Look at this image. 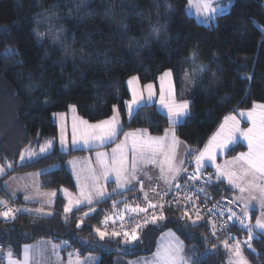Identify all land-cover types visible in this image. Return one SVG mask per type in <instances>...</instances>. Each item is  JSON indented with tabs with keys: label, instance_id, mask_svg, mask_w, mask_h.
<instances>
[{
	"label": "trees",
	"instance_id": "1",
	"mask_svg": "<svg viewBox=\"0 0 264 264\" xmlns=\"http://www.w3.org/2000/svg\"><path fill=\"white\" fill-rule=\"evenodd\" d=\"M186 8L187 0H0V163L13 166L4 177L60 164L41 174L42 188L75 191L65 162L83 150L65 153L56 146L40 159L18 163L28 144L56 139L53 116L71 105L90 122L109 118L117 107L123 131L143 128L162 135L170 124L154 105L128 117L126 82L134 76L145 84L169 69L177 90L185 79L193 84L190 113L184 123L174 125L179 140L193 151L203 148L228 114L264 104V31L259 27L264 26V0H232L212 25L198 23ZM191 161L194 168L195 158H189L175 182L187 183L180 175ZM203 172L211 177L205 191L213 200L229 196L237 202L224 181H215L211 170ZM152 184L145 185L146 191L129 192L140 194L123 199L118 198L126 194H117L98 202L87 215L88 206L65 214L59 195L48 215L18 212L15 219L0 220V264L5 263V251L20 257L24 245L39 240H64L81 254L101 253L99 264H113L114 255L153 253L157 238L168 229L186 248L194 244L204 254L195 264H228L226 234L205 215L197 218L180 204L167 205L163 219L133 230L139 239L132 246L122 241L123 235L99 240L97 229L112 234L105 231L109 226L104 221L114 206L142 205L144 193L156 200L147 190ZM7 195L0 184V201ZM115 199L120 201L114 205ZM233 226L235 233L248 237L247 228ZM252 235L246 256L252 264H264V235ZM99 241L105 249L96 245Z\"/></svg>",
	"mask_w": 264,
	"mask_h": 264
},
{
	"label": "rangeland",
	"instance_id": "2",
	"mask_svg": "<svg viewBox=\"0 0 264 264\" xmlns=\"http://www.w3.org/2000/svg\"><path fill=\"white\" fill-rule=\"evenodd\" d=\"M210 3L217 9L215 13L211 14V18H207L202 8L201 0H187V14L193 17L200 24L212 25L215 23L216 16L218 14L227 11L230 8L232 0H210ZM259 27L262 31H264V26L259 25ZM166 72H170L171 76H164ZM162 77L163 79H161ZM129 81H132V83H129ZM126 85L130 94V99L126 103V111L129 119L140 107L144 105H154L157 111L168 119L170 124L162 135H152L148 130L143 128L123 131L121 115L118 108L115 107L112 116L102 120L108 121L113 117H116L117 124L115 136L111 139L106 138L103 142H92L93 140H89L88 143H85L83 138L85 126L81 124V121H87L89 125L100 124L102 121L90 122L78 114L76 106L71 105L67 111L56 113L53 116V120L58 129L56 139H47L43 142H32L28 144L21 150L18 163L22 164L28 161L40 159L52 152L56 146L62 152L65 151V153H69L70 151L85 150L84 152H81V154L71 155L65 162V168L73 178L75 191L64 188L60 190V193H58L57 190H42L39 187V179L37 177L39 171L15 174L9 178L2 177L6 171L11 170L13 167L9 162L6 163V167L0 163V166L4 167V173L0 175L1 186L7 190L9 195L11 194V197L13 195L16 198H21L23 202H26L24 203L27 204L26 211L32 214L41 215V212H47L49 214L46 210L47 206L45 205H51L55 202L54 200L55 198H59V194L64 200L63 208L65 213L72 212L78 207L88 206L90 209L89 211H86L88 214L92 210L91 206H93V204L97 201L101 202L117 194H126L118 199L127 198L129 195L134 196L140 194L138 190L129 193L131 190L137 188L138 181L140 179L150 184L156 182L160 187H164L166 184L164 182H166L167 178H170L171 174H174V172L169 171V168L171 167L175 169L176 166L182 163L181 154L186 157L185 159L195 158L194 168L197 170L196 157L209 144L212 137L220 132L222 125L225 124V118L235 117V121L229 120L227 124V128H233L238 122L239 131H235L233 133V142L229 143L227 147L223 149L216 150L214 162L209 161L206 158L201 161L199 172H203L206 169L211 170L214 174L213 179L215 181H224L226 185L232 189V194L237 201L243 206L244 213L246 211L247 217L250 218V224L253 226L254 230L261 232L262 234V231L255 227V222L257 219L264 221V206H262L264 205V193L259 190V187L241 193L239 188L235 187L233 184H229L227 176H221L217 173V166L225 172L240 173L242 162L236 161L235 158L241 153H247L249 151L248 141L240 135V132L246 131L248 128L252 127V122L248 119L247 113L254 111L255 106L262 103L256 102L250 109L237 110L236 112L228 114L221 121L215 132L209 137L203 148L198 151H193L189 146H187V144L179 140L174 129V125L184 123L189 114L175 117L169 112L168 107L165 106L171 104L173 98L177 103L187 100L189 105L188 111L190 113V97L193 95L194 87L189 79H185L182 89L177 90L174 83L173 72L168 69L161 73L156 81L143 84L137 76H134L127 80ZM149 85H151V88L148 87ZM134 92L136 93V103L132 104L130 112L129 104L133 101ZM241 113L244 115H241ZM172 133H175V137L179 141L175 145L174 149L172 147ZM74 138L75 143L73 142ZM149 138L160 139L164 145L163 150L153 152L149 149H145L144 152L141 153L138 150L140 142L147 141ZM49 141L51 142L50 146L48 144ZM134 143L137 145L136 149L133 148ZM41 148H44L45 151L41 152ZM233 150L236 152L230 153ZM98 154L100 155L98 156ZM21 157H23V159H21ZM9 164L11 167H8ZM59 167L60 164H54L47 167L45 170H53ZM117 168L123 169L120 172L119 182L117 181ZM249 181H254V183L258 186L264 184V178L259 176L255 178L251 176L246 177L242 180L235 181V183L241 184V186L247 188ZM97 189H100L104 195H97ZM53 193H57L58 197L54 198L55 195H53ZM81 193H84V195ZM89 194H91V204H89L86 199ZM144 195L147 196L144 200L147 199L146 202L148 201V205H150L151 202H154L153 204L156 203V200H154L152 196L147 193H144ZM25 197H27V199ZM12 199L15 200L13 197ZM118 199L113 201L114 205L120 201ZM70 201L71 211L66 212L65 209L70 206ZM77 201H79V204L76 203ZM129 203L119 204L111 209L105 219V221L108 222L107 225L109 227H111L112 224L118 221L125 214L132 215L141 209L132 207L131 205L127 206ZM246 205L247 209L245 208ZM39 207L43 210H39ZM132 209H136V211H132ZM254 210H257V214H254L255 218L251 222L252 212ZM14 213L15 211L11 214L13 215ZM96 233L99 240H101L97 230ZM170 233H174L175 236H171ZM112 236L113 235H105L103 239H106L105 237H107V239H111ZM81 239L85 244H92L90 239L86 240L84 237H81ZM177 239L179 242H182V255L186 258L188 264H195L196 261L204 258V254L199 253L196 245L193 244L186 248L185 243L178 236V234L173 229H168L161 233L157 238L153 253L148 255H139L133 258H126L122 255H114L113 264H151L158 250H162L169 244H176ZM47 241L48 240H39L35 246L28 247L27 245H24L20 257L13 255V258L20 260L22 264L24 259L23 249L28 247L31 249L30 264H99L100 262L101 253L99 252L89 251L85 254H81L78 249L72 248V245L64 240L53 242ZM122 241L125 244L127 243L129 246H132L131 244L133 241L129 240L126 242L125 237L122 238ZM45 243H51L49 250H47ZM96 245L102 249L106 248L104 244L100 243V241L96 242ZM234 249L235 245L227 248L229 264H236L237 258ZM246 249L247 248L244 247L243 249H240V252L242 256L246 258L248 264H252L246 256ZM7 253L8 251H5L4 253V262L6 264Z\"/></svg>",
	"mask_w": 264,
	"mask_h": 264
},
{
	"label": "snow or ice",
	"instance_id": "3",
	"mask_svg": "<svg viewBox=\"0 0 264 264\" xmlns=\"http://www.w3.org/2000/svg\"><path fill=\"white\" fill-rule=\"evenodd\" d=\"M201 2H202V8L207 18H211V14L215 13L217 9L212 6V4L210 3V0H201ZM164 76L170 77L171 73L166 72ZM133 79H136V78H133ZM161 79H163V77ZM129 83H132V81H129ZM148 87L151 88V85H149ZM162 102H163V98H162ZM135 103H136V93L134 92L133 101L132 103L129 104L130 112H131L132 104H135ZM165 106L168 107L169 112L175 117L185 116L189 114V111H188L189 105H188L187 100L181 103H177L175 99L173 98L171 101V104H168ZM241 115H244V114L241 113ZM247 116H248V119L251 120L252 122V127L248 128L246 131L240 132V135H242L244 139L248 141L249 151L247 153H241L238 157L235 158L236 161L242 162L240 173L237 174L236 172H225V171H222L219 168V166H217V173L221 176H227L229 184H233L235 187L239 188V191L241 193L249 191L250 189H255L257 187H259V190L262 193H264V184H261L258 186L257 184L254 183V181H249L248 187L246 188V187L241 186V184L235 183V181L237 180H242L243 178L250 177V176L254 178L257 176L264 178V104L256 105L255 110L248 112ZM229 120L235 121V117L225 118V124L222 125L220 132H218L216 135L212 137V139L209 141V144L196 157L197 172H199L201 161H203L206 158L207 160L214 162L216 150L223 149L227 147L229 143L233 142V133L235 131H239L238 122L236 125H234L233 128H227V124ZM81 124L85 126V129L83 131V138H84L85 143H88L89 140H98V141L103 142L106 138L111 139L116 134V124H117L116 117H113L111 120H108V121H102L100 124H96V125H89L87 121H81ZM74 137H75V125H74ZM172 137H173L172 147L174 149L175 145L179 141L176 139L175 133H172ZM73 142L75 143V138ZM48 144L50 146L51 142L49 141ZM133 148L134 149L137 148L136 143L133 144ZM163 148H164V145L160 139L149 138L147 141L140 142L138 150L141 153H143L145 149H149L153 152H157V151L163 150ZM43 151H45V149L41 148V152ZM99 155L100 154H98V156ZM21 159H23V157H21ZM8 167H11V165L9 164ZM122 170H123L122 168L116 169L118 182L120 180V172ZM169 171L175 172L176 170L170 167ZM3 173H4V167L0 166V175H2ZM172 179L173 180L175 179V175H173ZM187 179L188 180H198L199 175H192V176L187 177ZM209 180H211V177H209ZM174 186L177 188L180 187L178 183L175 184ZM81 194L84 195V193H81ZM53 195H55V193H53ZM97 195L103 196L104 193L100 189H97ZM25 198L27 199V197ZM86 199L89 204L92 203L91 194H89L86 197ZM186 199L191 200V196H187ZM4 203L6 202L0 201V204H4ZM76 203L79 204V201H77ZM69 204L70 206L65 209L66 212L71 211V201L69 202ZM149 206L153 208L157 207L154 204H150ZM160 207L162 208L163 205H160ZM245 208L247 209V205L245 206ZM140 210L143 211V209H140ZM132 211H136V209H132ZM208 211L213 212V209H209ZM11 213H12L11 209L0 211V217H3L5 220L15 219V217ZM85 215H87V213H85ZM185 215H188L187 211L185 212ZM196 216L197 218H200L199 210L196 211ZM233 217H236V219L239 221L242 227H245L248 229V240L245 243L247 244V247L249 249H252V245L250 241L254 238L252 235L253 228L249 226L250 218L247 217L246 211H245L244 217H237L236 213L231 212L229 219H232ZM163 218L164 217L162 214L159 217H157L156 215H153L152 222L155 223L157 219H163ZM245 219H248L249 223H245ZM192 223L195 224V221H192ZM255 227L260 229L262 233H264V221L257 219L255 222ZM97 232L99 233L101 239H103L104 236L107 234L105 232H101L99 229H97ZM111 235L113 236L123 235L125 237L126 242L129 240L136 241L139 239L138 234H136L135 232H132L131 234L128 232H123V233L113 232ZM170 235L173 237L175 236L174 233H170ZM213 235H215V232H213ZM225 247L226 248L228 247V244L226 241H225ZM234 251H235L236 258H237L236 264H248V261L246 260V258L242 256L240 252L239 241L236 242ZM23 255H24V259H23L22 264H30L31 249L28 247H25L23 249ZM7 264H21V261L18 259H14L13 253L9 250L7 253ZM151 264H188V261L182 255V242H179L177 239L176 244H169L165 246L162 250H158Z\"/></svg>",
	"mask_w": 264,
	"mask_h": 264
},
{
	"label": "built area",
	"instance_id": "4",
	"mask_svg": "<svg viewBox=\"0 0 264 264\" xmlns=\"http://www.w3.org/2000/svg\"><path fill=\"white\" fill-rule=\"evenodd\" d=\"M192 165L193 161L185 166L182 174L180 175L184 176L187 183L179 182V180H177L171 186L165 188H162L157 183H154L147 189L156 198L157 207H150L144 214L141 215H124L112 224L111 227H107L105 231L108 233H131L133 230L142 229L146 225L152 223L153 215L159 217L163 213L164 208L172 203L183 205L187 211L192 212L195 215L196 211L199 210L201 216L205 215L208 217L211 223L219 231L226 234L228 247L236 245V242L239 241L240 249H243L244 247L249 249L245 243L248 240V237L241 234L239 235L231 229L234 227L233 225L242 227L239 221L236 217L229 219L231 212L236 213L237 217L245 216L241 205L229 196L219 200H213L212 197H210L205 191L209 175L204 172H197L195 168H191ZM192 175H199V179L188 180L187 177ZM177 183L180 185L179 188L174 186ZM137 188L139 191H146L144 180L140 179L138 181ZM187 196H191V200L186 199ZM4 202L6 203L0 205V211L11 209L13 212V209L16 206L15 200L7 195ZM160 205H163V207L161 208ZM209 209H213V212H209ZM0 220L7 221L3 217H0ZM247 220L248 219H245V223H248ZM250 243L252 242L250 241Z\"/></svg>",
	"mask_w": 264,
	"mask_h": 264
},
{
	"label": "crops",
	"instance_id": "5",
	"mask_svg": "<svg viewBox=\"0 0 264 264\" xmlns=\"http://www.w3.org/2000/svg\"><path fill=\"white\" fill-rule=\"evenodd\" d=\"M95 141H98V140H93L92 142H95ZM181 141V140H180ZM184 143V142H183ZM188 146V145H187ZM93 150V149H92ZM83 151H85V150H83ZM185 151V150H184ZM65 152V151H64ZM186 157L184 156V155H182L181 154V164L180 165H178V166H176L175 167V172H174V174H171V176H170V178H167V180H166V182H164V183H166L165 185H169V186H171L174 182H175V180H176V178H177V176L180 174V172H181V170L183 169V167H184V165H185V163H186V161L188 160V159H185ZM174 169V168H173ZM54 170V169H53ZM49 171H52V170H41V171H39L38 172V175H37V177H38V179H39V187L42 189V190H44L43 188H42V186H41V174H43V173H45V172H49ZM7 172V171H6ZM6 174V173H5ZM4 174V175H5ZM4 175L2 176V177H4ZM173 175H175V179L173 180L172 179V177H173ZM13 176V175H12ZM11 177V176H10ZM1 178V177H0ZM9 178V177H8ZM144 183H145V185H147V186H149L150 185V183H146L145 181H144ZM171 184V185H170ZM164 185V186H165ZM169 186H165V187H169ZM65 189V188H64ZM61 190V189H60ZM60 190H58L57 192L58 193H60ZM44 191H46V190H44ZM48 191H53V190H48ZM6 192H7V190H6ZM8 193V192H7ZM57 194V193H56ZM55 194V196H54V198L55 197H58V194L56 195ZM9 195V194H8ZM11 195V194H10ZM9 195V196H10ZM60 195V194H59ZM11 197V196H10ZM12 197L15 199V200H19L20 201V204H17V206L16 207H14V209H13V211H15V213H18V212H28V211H26V205L27 204H24V203H26V202H23L22 200H21V198H16L15 196H13L12 195ZM11 197V198H12ZM57 199L58 198H55V202H53L51 205H45V206H47V208H46V210L49 212V214H50V211H49V209H51V207H53L54 205H55V203H56V201H57ZM237 200V199H236ZM52 201V200H51ZM99 201H97V202H95L93 205H95L96 203H98ZM238 202V201H237ZM154 202H151V204H153ZM241 204V203H240ZM129 205H131L132 207H137V208H141V209H143V211H141V210H138V212L137 213H133L132 215H141V214H144L146 211H147V209L148 208H150V206L148 205V203H146V202H144L142 205H140V204H136V203H129V204H127V206H129ZM40 206H42V205H40ZM139 206V207H138ZM92 207V206H91ZM17 208V209H16ZM40 208V207H39ZM79 208V207H78ZM77 209V208H76ZM39 210H43V209H39ZM254 211H257V210H254ZM65 213V212H64ZM71 212H67V213H65V214H67V215H69ZM43 214H47L46 212L44 213H42L41 212V215H43ZM126 215V214H125ZM128 215H130V214H128ZM258 216V215H257ZM107 218V217H106ZM105 223H107V221H104ZM250 227H252L253 228V226L252 225H250ZM101 231V230H100ZM102 232V231H101ZM253 232H254V234L255 233H259V234H261V232H258V231H255L254 230V228H253ZM262 235H264L263 233H262ZM50 241H52L53 242V240H48L47 242H50ZM37 244V241L36 242H34V243H31V244H27V246L29 247V246H35ZM51 243H45V246H46V248H47V250H49V246H51L50 245ZM6 264V263H5ZM228 264H229V262H228Z\"/></svg>",
	"mask_w": 264,
	"mask_h": 264
}]
</instances>
